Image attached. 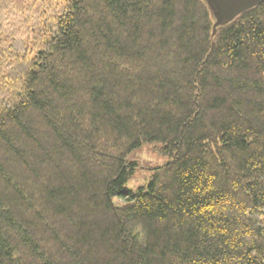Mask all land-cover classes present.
I'll use <instances>...</instances> for the list:
<instances>
[{"label":"trees","instance_id":"1","mask_svg":"<svg viewBox=\"0 0 264 264\" xmlns=\"http://www.w3.org/2000/svg\"><path fill=\"white\" fill-rule=\"evenodd\" d=\"M212 23L0 0V264H264V1ZM143 144L169 160L129 191Z\"/></svg>","mask_w":264,"mask_h":264},{"label":"rangeland","instance_id":"2","mask_svg":"<svg viewBox=\"0 0 264 264\" xmlns=\"http://www.w3.org/2000/svg\"><path fill=\"white\" fill-rule=\"evenodd\" d=\"M127 161H136L133 174L125 184L126 190L137 191L139 188H145L152 177L153 169L168 162V155L159 153L149 144H143L136 147L126 156ZM114 202L117 204L118 199Z\"/></svg>","mask_w":264,"mask_h":264},{"label":"water","instance_id":"3","mask_svg":"<svg viewBox=\"0 0 264 264\" xmlns=\"http://www.w3.org/2000/svg\"><path fill=\"white\" fill-rule=\"evenodd\" d=\"M212 17V35L217 29L232 21L242 12L257 6L264 0H203Z\"/></svg>","mask_w":264,"mask_h":264}]
</instances>
